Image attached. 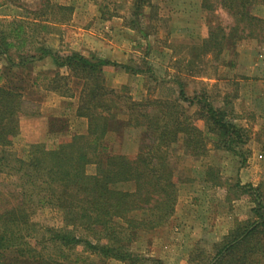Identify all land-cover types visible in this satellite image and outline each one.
<instances>
[{
    "label": "trees",
    "instance_id": "trees-1",
    "mask_svg": "<svg viewBox=\"0 0 264 264\" xmlns=\"http://www.w3.org/2000/svg\"><path fill=\"white\" fill-rule=\"evenodd\" d=\"M129 1L128 25L142 32L156 8L152 0ZM257 2L203 0L205 10L220 7L233 24L228 32L215 28L201 43L202 54L218 57L226 45L244 39L239 34L244 29H259L263 34L259 43H264V21L252 14ZM46 10L33 12V19H29L33 23L22 25L40 26L37 20L45 16ZM48 10L55 11V22L67 21L72 13V8L65 5H51ZM6 23L8 29H2L5 22L0 21V61L5 65L0 74V173L14 177L16 182L5 192L12 202L0 204V264H104L105 259L137 264V236L162 227L175 212L177 177L166 154L171 142L181 140V146L192 150L194 157L207 142L214 149L240 156L245 163L247 131L230 121L227 108L215 107L205 95L187 97L178 84V101L186 103L187 108L196 106L194 115H188L186 108L183 111L179 102L165 106L157 101L135 103L119 90L105 86L101 77L106 67L140 75L144 72L139 67L94 56L86 58L77 52L61 54L42 46L37 39L34 43L38 55H27L22 51L24 41L29 39L32 44L36 29H28L32 34L21 27L9 29L21 23L16 17ZM46 58L53 68H66L82 80L77 116L87 120V127L84 133H77L52 151L34 144L25 158H19L10 150L11 140L19 133L18 119L24 107L36 105L27 101L31 92L20 85L21 78L6 75ZM156 103L159 109L152 108ZM124 112L128 120H119ZM193 117L204 120L205 133L196 127ZM122 125L145 129L138 154L134 158L104 156L107 150L102 140L113 127ZM178 134L183 137L178 138ZM89 165L95 166L92 175L86 171ZM236 188L249 195L258 191L249 185L241 188L236 184ZM46 210L58 214V226L33 220ZM250 214L209 250L196 248L187 264H264V206L258 204ZM79 248L89 257L76 254L72 260Z\"/></svg>",
    "mask_w": 264,
    "mask_h": 264
},
{
    "label": "rangeland",
    "instance_id": "rangeland-1",
    "mask_svg": "<svg viewBox=\"0 0 264 264\" xmlns=\"http://www.w3.org/2000/svg\"><path fill=\"white\" fill-rule=\"evenodd\" d=\"M152 2L156 13L153 17L151 14L142 32L128 25L131 20L129 0H0V21L5 22L2 29H8L6 21L15 17L21 19V23L9 29L21 27L28 34H32L31 29H36L33 43L30 44L27 39L24 48L21 46L27 55L36 54L34 41L37 39L42 46L61 54L77 52L86 58L94 56L119 65L139 67L143 74L131 75L120 68L106 67L102 69L101 77L105 86L119 90L122 96L130 97L135 103L157 101L165 106L164 103L179 102L183 111L186 108L188 115H194L197 113L196 106L187 108L186 103L178 101L180 83L187 97L203 94L215 107L227 108L230 121L247 131L248 140L243 148L245 163L242 164L240 156L214 149L207 142L196 157L191 156L194 154L192 150L181 146V140L171 142L166 154L177 177V188L183 185L178 196L198 199L196 209L203 216L209 219L215 213L222 224L228 222V235L238 224L251 217V210L258 204L264 206V101L254 98L257 93L264 94V67L261 64L264 63V43H259L263 34L259 29H244L242 34L239 33L244 39L226 45L218 57L206 56L199 49L201 43L217 27L228 32L233 24L231 17L220 7L205 10L203 0ZM55 4L72 8L67 21L55 22V11L48 10ZM46 8L45 16L37 20L38 23L40 20V26L22 25V22H31L33 12ZM252 14L264 21V3L258 0ZM250 32L251 36L248 35ZM249 64L251 68H248ZM4 68L3 61H0V74L5 71ZM12 75L21 78L20 85L31 92L26 97L27 101L36 105H26L18 119L19 133L11 140L10 147L15 156L25 158L29 146L34 144L52 151L77 133L85 132L87 120L77 116L83 82L73 71L55 69L50 59L46 58L33 62L28 68L14 69L6 76ZM153 107L159 109L157 103ZM32 110H36V114H31ZM197 117H193L195 125L205 133V122ZM118 118L126 121L128 113H121ZM144 131V128L132 125L113 127L102 140L107 150L104 156L134 158L145 139ZM180 137L183 135L178 134ZM86 171L94 174L95 166L89 165ZM15 182L14 177L0 173V204L12 202L5 192ZM236 184L241 188L249 185L258 188V191L249 195L237 189ZM33 220L51 226L60 224L58 214L50 210L39 213ZM168 222L158 229L164 228ZM220 230L224 231V225ZM158 232L146 231L137 236L135 249L140 264L159 263L144 259L152 247L150 243L155 249L157 243L163 244L166 233L163 230L160 232L162 235ZM223 238L219 242L199 244L195 249L209 250ZM77 252L71 256L72 260L76 254L81 258L89 257L85 252L81 253V248ZM93 260L97 262V259ZM115 261L105 259L103 263L114 264Z\"/></svg>",
    "mask_w": 264,
    "mask_h": 264
},
{
    "label": "crops",
    "instance_id": "crops-1",
    "mask_svg": "<svg viewBox=\"0 0 264 264\" xmlns=\"http://www.w3.org/2000/svg\"><path fill=\"white\" fill-rule=\"evenodd\" d=\"M252 64L254 63L252 62ZM261 64H263L264 67V63L261 62ZM254 65L256 66V64ZM248 66V68H251V64ZM252 68L255 69V67ZM262 74H264V71ZM254 98L258 99L257 101H264V94L257 93ZM178 186V191H180L183 185L180 184ZM183 196H186V194ZM181 197L180 195L178 196L175 213L168 224L162 229L155 230L156 232L159 231L158 233L162 230L163 233H166L164 235V241H162L163 244H160V242L157 243V249H155L154 245L150 243L152 247H150L148 252L144 255V259L146 258L145 261L148 259L150 262L155 260L159 261L160 264H187L189 254L197 245L219 242L229 231V227L227 226L228 222L222 224L223 222L219 221L215 213L208 219L206 215L203 216V213L199 209H196L197 201H199L198 199H194V197L191 196L182 197L183 199ZM188 198H190L189 201ZM180 211L184 213H180ZM221 225H224V231L220 230ZM161 245L164 246L162 247ZM113 263L124 264L119 261Z\"/></svg>",
    "mask_w": 264,
    "mask_h": 264
}]
</instances>
